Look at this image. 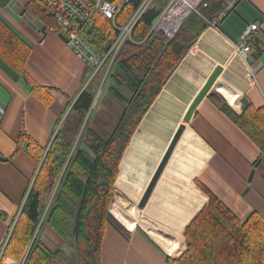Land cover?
I'll list each match as a JSON object with an SVG mask.
<instances>
[{
	"label": "crops",
	"instance_id": "1",
	"mask_svg": "<svg viewBox=\"0 0 264 264\" xmlns=\"http://www.w3.org/2000/svg\"><path fill=\"white\" fill-rule=\"evenodd\" d=\"M27 2L0 0V20L29 46L25 71L51 89L53 101L45 105L36 99L22 77L0 60V252L37 170L26 152L27 139L16 150L19 135L26 133L47 148L68 101L84 88L86 70L58 35L42 31ZM254 23L259 30L251 45L255 79L250 81L234 44ZM217 67L220 75L184 121ZM242 99L264 107V0H241L217 28L203 30L142 117L119 164L101 264H166L167 257H178L186 246L184 229L208 202L200 185L239 220L253 212L264 217V155L222 111L226 105L237 112ZM181 127L167 164L139 208Z\"/></svg>",
	"mask_w": 264,
	"mask_h": 264
},
{
	"label": "trees",
	"instance_id": "2",
	"mask_svg": "<svg viewBox=\"0 0 264 264\" xmlns=\"http://www.w3.org/2000/svg\"><path fill=\"white\" fill-rule=\"evenodd\" d=\"M111 2L119 9L115 20L97 15L87 30L94 48L102 55L117 35L115 26L125 25L143 0ZM168 2H150L103 84L105 67L91 80V69L86 68L81 77L84 88L68 101V111L55 125L47 148L26 133L19 135L16 150L27 139L26 152L35 162L37 172L14 224L8 229L0 264L8 259L19 264H101L112 191L132 134L188 48L207 28L205 20L214 19L226 0H205L206 7L200 11L205 20L191 14L172 38L162 41L147 34ZM25 8L45 30L56 28L53 11L38 1L28 0ZM29 53V46L0 20V60L22 77L36 99L50 105L51 89L34 82L25 71ZM107 83L109 95L123 110L105 139L87 124L83 129L82 125L94 109L98 88ZM222 111L264 155V107L248 104L238 114L225 105ZM200 188L208 202L184 229L183 252L175 258L167 257L166 264H264V217L253 212L241 221L211 192L202 185ZM43 228L68 244L73 254L58 246L48 248L41 241Z\"/></svg>",
	"mask_w": 264,
	"mask_h": 264
},
{
	"label": "built area",
	"instance_id": "3",
	"mask_svg": "<svg viewBox=\"0 0 264 264\" xmlns=\"http://www.w3.org/2000/svg\"><path fill=\"white\" fill-rule=\"evenodd\" d=\"M36 1L53 11L55 15L56 28H48L46 31L54 35L62 34L66 37V45L70 48V50H72L76 58L81 60L85 64L86 68L91 69L89 80H91L97 72L101 71L103 67H105V78L103 77V82L106 80L121 47L127 41H131L133 28L152 0H143L141 5L125 25L122 27L115 26L117 35L104 55L99 53L94 48L92 44V38L87 35V30L92 26L93 20L97 15L102 16L107 20H115L119 9L116 4L111 2V0ZM240 1L241 0H226L224 6L218 12L215 18L207 21L200 13L201 7H206L205 0H169V2L154 20L147 35L152 34L157 36L162 41H167L174 36L182 23L191 14H196L203 18L207 24V27L217 28ZM258 30V24L254 23L248 25L244 28L240 37L234 44L236 54L247 64V76L250 81H254L255 79L254 68L251 64L253 55L251 45L255 40V34L258 32ZM35 175L30 181L24 197L29 193ZM24 201L25 198L22 201V205ZM8 238L9 233L6 237L2 251ZM2 251L0 252V255Z\"/></svg>",
	"mask_w": 264,
	"mask_h": 264
},
{
	"label": "rangeland",
	"instance_id": "4",
	"mask_svg": "<svg viewBox=\"0 0 264 264\" xmlns=\"http://www.w3.org/2000/svg\"><path fill=\"white\" fill-rule=\"evenodd\" d=\"M103 77L105 78V75H103ZM103 83L104 81L103 82L101 81V84ZM107 85L108 83L105 86L103 87L101 86V88L100 87L98 88L94 101L95 104L94 109L91 112V115H89L88 113L85 116L82 125V129H83L85 124H87L90 128L94 129L100 136H102L105 139L110 135L113 126L120 118L123 110L120 103L109 95L107 90ZM124 94L126 95L127 93ZM53 237H55L54 239L57 240H53ZM41 238H42V242L47 244L49 247L58 246L62 250H67L68 253L73 254L71 247L68 244H64L60 239H58L54 234H52V232L49 229L43 228V230L41 231ZM56 241H59L60 245H57ZM69 250H71L72 253L69 252ZM5 263L6 261L4 262V264Z\"/></svg>",
	"mask_w": 264,
	"mask_h": 264
},
{
	"label": "water",
	"instance_id": "5",
	"mask_svg": "<svg viewBox=\"0 0 264 264\" xmlns=\"http://www.w3.org/2000/svg\"><path fill=\"white\" fill-rule=\"evenodd\" d=\"M25 12V10L22 12V14ZM42 31H45V28H42ZM58 37L64 42L66 43L67 42V39L64 35L62 34H59ZM222 69L220 67H217L214 72L211 74V76L208 78V80L206 81L205 85L203 86V88L201 89V91L198 93V95L196 96V98L194 99L193 103L191 104L190 108L188 109L185 117H184V121H187L193 111V109L195 108V106L197 105V103L202 99V97L206 94V92L210 89V87L212 86V84L215 82V80L218 78V76L220 75ZM242 102V106L237 110V113L240 114L241 112H243L247 106H248V102L245 100V99H242L241 100ZM183 131V128H179V130L177 131L175 137L173 138L164 158L162 159L153 179L151 180L150 184H149V187L147 188L142 200L140 201L139 203V208H142L148 197L150 196V193H151V190L153 188V186L155 185L157 179L159 178V176L161 175L165 165L167 164L168 162V159L176 145V142L178 141L181 133Z\"/></svg>",
	"mask_w": 264,
	"mask_h": 264
},
{
	"label": "bare ground",
	"instance_id": "6",
	"mask_svg": "<svg viewBox=\"0 0 264 264\" xmlns=\"http://www.w3.org/2000/svg\"><path fill=\"white\" fill-rule=\"evenodd\" d=\"M80 144V143H79ZM48 257V256H47Z\"/></svg>",
	"mask_w": 264,
	"mask_h": 264
}]
</instances>
